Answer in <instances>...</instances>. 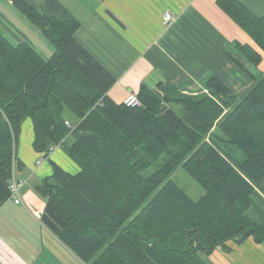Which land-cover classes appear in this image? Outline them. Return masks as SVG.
<instances>
[{
  "label": "trees",
  "instance_id": "16d2710c",
  "mask_svg": "<svg viewBox=\"0 0 264 264\" xmlns=\"http://www.w3.org/2000/svg\"><path fill=\"white\" fill-rule=\"evenodd\" d=\"M219 2L264 50V15L239 0ZM14 3L55 50L44 58L0 30V205L11 197L19 135L31 118L35 151L49 157L61 146L80 168L50 159L53 172L36 189L47 200L44 224L86 263L208 264L201 253L228 240L263 241L264 225L247 211L253 191L264 194V72L247 69L253 84L241 95L211 75L206 90L142 85L140 105L117 103L107 92L115 76L75 38L76 17ZM235 47L250 66L262 61L250 45ZM231 145L244 154L239 163ZM180 166L205 189L198 200L171 179Z\"/></svg>",
  "mask_w": 264,
  "mask_h": 264
},
{
  "label": "crops",
  "instance_id": "0c3cea01",
  "mask_svg": "<svg viewBox=\"0 0 264 264\" xmlns=\"http://www.w3.org/2000/svg\"><path fill=\"white\" fill-rule=\"evenodd\" d=\"M27 1L48 16L67 11L80 21L75 38L115 76L107 92L117 103L130 92L138 94L142 85L157 89L159 83L169 82L186 93L206 90L205 81L211 75L241 95L253 84L247 73L253 66L244 60L236 43L259 52L262 61L257 68L264 71V50L219 0ZM239 2L255 15H264V0ZM167 11L173 20L163 24ZM0 30L13 43L28 42L44 58L55 50L14 0H0ZM33 141V123L27 118L16 150L20 165L15 167L26 183L21 188V203L10 197L0 205V264H88L44 224L47 200L36 189L53 172L50 159L71 173L80 168L63 147L57 146L45 157L35 151ZM253 192L247 215L264 225V194L259 189ZM201 257L208 264H264V239L228 240Z\"/></svg>",
  "mask_w": 264,
  "mask_h": 264
},
{
  "label": "rangeland",
  "instance_id": "374dc122",
  "mask_svg": "<svg viewBox=\"0 0 264 264\" xmlns=\"http://www.w3.org/2000/svg\"><path fill=\"white\" fill-rule=\"evenodd\" d=\"M252 71L257 76L260 75L261 72H264L262 69H259L257 67H253ZM226 149L232 156V159L235 163H239L241 160H243L244 154L241 153L238 148L231 145ZM155 168L156 165H152L145 170L144 174L150 175L155 170ZM171 179H173L174 182L178 183L182 188H184L187 191V194H189L194 200H198L205 193V189L201 186V184L198 181H195V179H193V177L184 168H182V166L178 167L175 170V172L171 175Z\"/></svg>",
  "mask_w": 264,
  "mask_h": 264
},
{
  "label": "built area",
  "instance_id": "2783aa9c",
  "mask_svg": "<svg viewBox=\"0 0 264 264\" xmlns=\"http://www.w3.org/2000/svg\"><path fill=\"white\" fill-rule=\"evenodd\" d=\"M173 20V14L171 11H167L165 12L164 16H163V24H168ZM124 104L128 105V106H137L138 104L140 105L141 100L138 96L137 93L135 92H130L128 94V96L124 99ZM67 123H69L67 121ZM57 148V146H52L50 148V152H53L55 149ZM42 159L39 158L38 159V163H41ZM26 183L25 178L22 177H18L15 174V169L13 171V178L10 184V189H11V198L14 199L15 203L19 204L22 202V197H21V188L23 187V185Z\"/></svg>",
  "mask_w": 264,
  "mask_h": 264
}]
</instances>
